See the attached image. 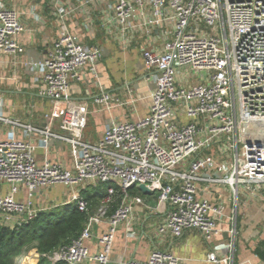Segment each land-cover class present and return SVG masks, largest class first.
<instances>
[{"label":"built area","instance_id":"built-area-1","mask_svg":"<svg viewBox=\"0 0 264 264\" xmlns=\"http://www.w3.org/2000/svg\"><path fill=\"white\" fill-rule=\"evenodd\" d=\"M46 1L58 34L42 59L25 65L38 73L39 94L49 99L51 109L44 116V129L0 114V129L6 124L23 133L22 139L12 134L0 139V181L8 186L0 196V223L19 226L34 218L42 211L34 206V195L56 184L69 189L66 204L87 214L81 188L104 183L109 185L106 194L88 214L79 236L49 261L108 264L118 226L123 224L132 236L133 209L139 206L162 214L158 234L177 238L192 230L205 241L218 238L206 261L235 264L236 232L222 227L231 216L225 215L222 202L203 198L200 191L220 186L236 208L239 191L251 194L264 189V0ZM101 2L105 4L94 10ZM27 14L46 24L35 5ZM77 17L88 32L99 19L102 28L115 27L122 35L138 17L143 19L140 26L149 33L158 30L163 38L159 49L141 52V67L152 84L147 115L137 121L110 120L94 144L83 134L88 107L71 106L69 87L82 80L83 68L92 69L104 51L82 44L69 28ZM23 31L22 13L0 0V57L24 52L16 41ZM181 68L201 73L200 80L182 86L177 79ZM132 93L127 89L124 99L101 89L92 104L106 111L131 106L136 102ZM55 119L59 132L52 129ZM38 134L42 148L51 143L67 146L69 168L63 162H36L31 138ZM139 185L151 194L142 196ZM21 186L24 201L15 199ZM132 188L140 194H131ZM116 194L118 203L109 213ZM101 223L106 229L96 236L98 249L91 253L85 242ZM120 264H182V260L153 249L144 261Z\"/></svg>","mask_w":264,"mask_h":264},{"label":"crops","instance_id":"crops-1","mask_svg":"<svg viewBox=\"0 0 264 264\" xmlns=\"http://www.w3.org/2000/svg\"><path fill=\"white\" fill-rule=\"evenodd\" d=\"M28 0H6L8 5L15 7L22 13L24 31L16 36L24 52L18 55L3 53L0 57V114L1 116L18 120L23 124L44 129L46 120L44 116L51 109L49 99L39 94L41 85L36 71L29 72L26 62L42 59L58 34V24L50 16L46 19L44 13L45 0H34L39 14L45 19L46 24L40 25L27 14V6H19ZM22 3V4H23ZM105 3L95 5L101 7ZM98 13V11H97ZM98 18V17H96ZM143 19L135 18L131 21L133 27L125 35L117 28H102L99 19L93 23L92 32L83 28L80 17L69 22V28L78 35L82 44L98 46L104 51L103 58L92 69L88 67L82 70V80L72 82L69 87L71 106L78 107L86 104L89 110L86 125L83 131L84 140L88 143H96L103 132V128L110 120L137 121L147 115L150 99L149 92L152 86L148 74L141 67V52L145 49H159L163 44V38L158 30L149 31L140 26ZM103 89L111 94L127 99L126 90L131 89L136 102L131 106L113 108L109 111L98 108L92 104V98ZM59 113L63 107H59ZM100 123L95 130L94 119ZM52 129L59 132V119L53 121ZM17 139L23 138L21 128L3 124L0 129V139H7L10 135ZM42 137L34 135L31 142L34 145V157L38 164L47 162H63L70 167V159L66 145L57 146L51 143L47 149L41 147ZM220 186H211L210 191H200V196L212 202H222L224 213L231 216L230 223H223V229H227L239 217L240 225H246L240 237L235 240V264H264V189L256 193L239 191L236 208L228 200V191ZM8 192V186L0 181V196ZM26 191L21 186L15 199L24 201ZM69 198V191L63 185L40 189L33 198V204L37 209L41 205L64 206ZM133 231L128 235L123 224L119 225L109 255L108 264H120L129 260L144 261L153 249L171 253L180 258L182 264H212L206 261V255L218 238L205 241L197 231H186L182 236L174 238L171 235L158 234L157 229L161 225L162 214L150 208L134 207ZM233 218V220H232ZM235 218V221H234ZM106 229L104 223L95 227L92 239L85 242L89 251L98 249L96 236ZM33 253H32V252ZM39 253L32 244L28 246L18 257L14 264H36ZM18 259V260H16Z\"/></svg>","mask_w":264,"mask_h":264},{"label":"trees","instance_id":"trees-1","mask_svg":"<svg viewBox=\"0 0 264 264\" xmlns=\"http://www.w3.org/2000/svg\"><path fill=\"white\" fill-rule=\"evenodd\" d=\"M108 186L97 183L81 188L80 195L87 202V214L78 211L74 204H66L55 210L39 211L34 218L19 226L10 227L0 223V264H14V259L32 244L39 253L36 264H67L64 261L52 263L48 257L79 236L88 214L95 211ZM130 193L140 194L135 188ZM114 199L116 202L112 203L109 213L118 203L117 194Z\"/></svg>","mask_w":264,"mask_h":264},{"label":"rangeland","instance_id":"rangeland-1","mask_svg":"<svg viewBox=\"0 0 264 264\" xmlns=\"http://www.w3.org/2000/svg\"><path fill=\"white\" fill-rule=\"evenodd\" d=\"M2 1L4 3L6 2V0H2ZM33 2H34V0H28L26 4L23 3V2H21L18 5L19 6H27L30 3H31V5H35ZM42 7H44V13L46 12L45 13L46 19L47 18L49 19L50 18L49 13L51 12V9H50V7L48 5V1L45 0V4L42 5ZM200 78H201V73L191 72L188 68H181L180 71H179V74L177 75V79L180 80V84L182 86L196 84L200 80ZM185 79H186V81H185ZM74 108H78V107H74ZM94 120H95L93 122V124L95 125L94 129L95 130H98V127H99V124L98 123H100V122H98L96 120V118ZM52 186H54V185H52ZM52 186H49V187H52ZM55 186H61V185L60 184H56ZM46 188H48V187H46ZM67 190L69 191V189H67ZM60 207H62V206H60ZM60 207H56V206H52V205L51 206H48L46 204L41 205V209H43L45 211L46 210H49V209L55 210V209L60 208ZM230 228L235 230V232H236V238L237 239L240 237L242 231H245L247 229L246 225L243 226V227L240 225L239 217L237 218V221L236 222H233L232 223V227L230 226Z\"/></svg>","mask_w":264,"mask_h":264},{"label":"water","instance_id":"water-1","mask_svg":"<svg viewBox=\"0 0 264 264\" xmlns=\"http://www.w3.org/2000/svg\"><path fill=\"white\" fill-rule=\"evenodd\" d=\"M138 190L143 194V195H150L151 193L149 190L144 186V185H139Z\"/></svg>","mask_w":264,"mask_h":264},{"label":"bare ground","instance_id":"bare-ground-1","mask_svg":"<svg viewBox=\"0 0 264 264\" xmlns=\"http://www.w3.org/2000/svg\"><path fill=\"white\" fill-rule=\"evenodd\" d=\"M32 252V251H31ZM33 253V252H32ZM16 260H18V259H16Z\"/></svg>","mask_w":264,"mask_h":264}]
</instances>
